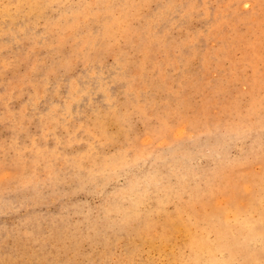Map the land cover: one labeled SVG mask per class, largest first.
Returning a JSON list of instances; mask_svg holds the SVG:
<instances>
[{
  "label": "rangeland",
  "instance_id": "1",
  "mask_svg": "<svg viewBox=\"0 0 264 264\" xmlns=\"http://www.w3.org/2000/svg\"><path fill=\"white\" fill-rule=\"evenodd\" d=\"M0 264H264V0H0Z\"/></svg>",
  "mask_w": 264,
  "mask_h": 264
}]
</instances>
